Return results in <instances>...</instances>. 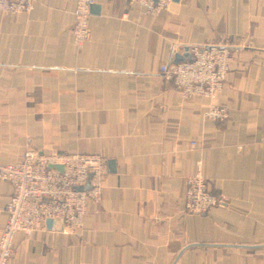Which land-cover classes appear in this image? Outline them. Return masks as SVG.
I'll use <instances>...</instances> for the list:
<instances>
[{
	"label": "crops",
	"instance_id": "crops-1",
	"mask_svg": "<svg viewBox=\"0 0 264 264\" xmlns=\"http://www.w3.org/2000/svg\"><path fill=\"white\" fill-rule=\"evenodd\" d=\"M76 4L0 13V163L28 146L101 155L102 196L77 234L18 233L7 264H264V0H174L157 15L96 0L79 48ZM210 44L233 52L224 87L184 98L160 65ZM212 103L228 117L210 119ZM197 160L228 201L190 215ZM12 192L0 181V232Z\"/></svg>",
	"mask_w": 264,
	"mask_h": 264
},
{
	"label": "built area",
	"instance_id": "built-area-1",
	"mask_svg": "<svg viewBox=\"0 0 264 264\" xmlns=\"http://www.w3.org/2000/svg\"><path fill=\"white\" fill-rule=\"evenodd\" d=\"M174 0H129L148 15L167 10ZM36 0H0V13H30ZM96 0H77L72 12L73 44L82 47L89 38V19ZM232 50L221 44L193 46L190 57L160 65V72L170 80L184 98L207 97L214 101L223 89L232 60ZM212 120L228 117L226 107L212 103L207 111ZM194 145V142L191 143ZM61 166V169L57 168ZM195 171L185 179L184 211L201 215L216 206L225 205L228 197L209 188L201 172V162L195 161ZM107 160L101 155L43 153L34 147L24 149L20 158L0 163V181L12 185V195L3 205L5 223L0 232V264L12 256L16 235L31 234L45 229L47 219L60 220L62 229L77 234L84 226L90 201L99 202L107 173Z\"/></svg>",
	"mask_w": 264,
	"mask_h": 264
},
{
	"label": "water",
	"instance_id": "water-1",
	"mask_svg": "<svg viewBox=\"0 0 264 264\" xmlns=\"http://www.w3.org/2000/svg\"><path fill=\"white\" fill-rule=\"evenodd\" d=\"M57 168L61 169V166H58ZM45 227L46 229H62V222L60 220L47 219L45 221Z\"/></svg>",
	"mask_w": 264,
	"mask_h": 264
}]
</instances>
